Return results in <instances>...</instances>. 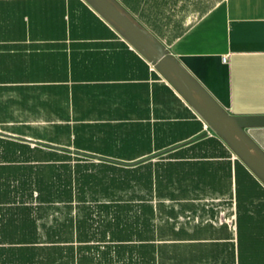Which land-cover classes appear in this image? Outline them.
I'll return each instance as SVG.
<instances>
[{
    "label": "crops",
    "instance_id": "obj_1",
    "mask_svg": "<svg viewBox=\"0 0 264 264\" xmlns=\"http://www.w3.org/2000/svg\"><path fill=\"white\" fill-rule=\"evenodd\" d=\"M110 1L133 20L147 19L140 10L156 0ZM164 47L220 111L264 118V0H221ZM206 128L92 0H0V264H42L44 248L66 245L43 232L44 221L62 217V204L46 206L35 186L3 184L14 166L36 172L59 161L42 151L121 165L163 157L169 165L171 182L147 191L154 212L146 239L117 241L124 250L114 264H256L264 182L247 167L262 186L242 177L236 184L235 159L243 161ZM240 129L264 158V124ZM207 137L223 147L172 155ZM12 143L31 150L11 153ZM28 219L33 233H8Z\"/></svg>",
    "mask_w": 264,
    "mask_h": 264
},
{
    "label": "trees",
    "instance_id": "obj_2",
    "mask_svg": "<svg viewBox=\"0 0 264 264\" xmlns=\"http://www.w3.org/2000/svg\"><path fill=\"white\" fill-rule=\"evenodd\" d=\"M215 145L223 147L216 137H207L180 147L172 155L184 153L187 149L204 151ZM30 150L29 146L13 143L10 148L11 153ZM42 152L58 157L59 161L43 165L42 171L37 167L36 172L29 166H14L9 177L3 181L5 185L9 181L10 185L19 187L21 191L35 186L38 199L46 206L54 202L62 204V217L53 219L51 224L44 221L43 232L48 238L66 245L51 250L44 248L42 264H114L124 250V246L117 241L131 237L146 239L154 212L149 204L152 195L147 191L153 185L161 189L164 182H171L170 167L164 165L163 157L154 162L121 165L55 151ZM247 167L244 161L235 159L236 184L242 177L243 185L248 179V185L262 186ZM157 194L163 196L161 192ZM73 202L76 208L74 217L71 216ZM47 208L44 207V213ZM17 230L20 233H33L34 223L29 219L22 220L18 228L12 225L8 233L13 234ZM73 241L78 243L75 251L70 244ZM106 241L115 243H103ZM255 258L256 264H264V256ZM126 261L129 263V259Z\"/></svg>",
    "mask_w": 264,
    "mask_h": 264
},
{
    "label": "water",
    "instance_id": "obj_3",
    "mask_svg": "<svg viewBox=\"0 0 264 264\" xmlns=\"http://www.w3.org/2000/svg\"><path fill=\"white\" fill-rule=\"evenodd\" d=\"M106 16L111 19L117 26H119L129 37V39L136 45L138 48L151 60L158 62V67L165 74V76L170 80V82L195 106V108L208 120V122L215 126V128L220 132V134L231 142L238 150L241 155V159L248 165V167L253 171L256 170L260 174V179H264V170L258 168L254 161L260 159L264 162V158L255 147L248 141L244 136L242 130L240 129L243 126L264 124V118L260 117H237L232 116L228 117L230 127L223 124V120H220L221 114H219V109L214 105V103L209 99V97L198 88L191 80L189 75L184 71V69L177 63V61L170 55H164L161 52V49L158 48L154 42L149 38V36L140 32L138 26L129 18L123 11H121L115 3L110 0H92ZM159 57V58H158ZM160 58L165 59L166 62H163ZM182 82V85L180 83ZM192 86L194 90L202 96L206 103L210 107V112L205 111L199 106L191 96L186 93L183 87ZM210 115L216 117L215 121H212ZM222 119V118H221ZM221 126L227 128L230 133L240 139L247 149L249 150L250 159L246 154L243 153L241 148L232 141L222 130ZM259 176V175H258ZM262 177V178H261Z\"/></svg>",
    "mask_w": 264,
    "mask_h": 264
},
{
    "label": "rangeland",
    "instance_id": "obj_4",
    "mask_svg": "<svg viewBox=\"0 0 264 264\" xmlns=\"http://www.w3.org/2000/svg\"><path fill=\"white\" fill-rule=\"evenodd\" d=\"M220 1L221 0H156L154 2L148 3L147 6L146 5L142 6L143 8L140 10V12L143 15H147L148 17L147 19L144 18V16H140L138 17L139 19L133 18V22L138 26L140 32L149 36V38L154 42V44L161 49V52L164 55H170L167 52L166 48L164 47V44L168 43L172 38H174V36L178 35L186 28H188L192 23L198 20L201 16H203L207 11H209L213 6H215ZM127 13L128 11L124 12V14H126L129 17ZM124 35L127 36L125 32ZM152 62L154 63L155 69L159 72V74L176 89V91L181 95L184 101H186V103L199 115V117H201V119L207 126L206 128L207 133L211 132L217 134L228 144V146L235 155L241 157L237 148L226 138H224L220 134V132L215 128V126L211 125L208 122V120H206V118L195 108V106L189 101V99H187L170 82V80L158 67V62L155 60L154 61L152 60ZM180 83L182 84L181 80ZM183 88L185 89L186 93H188L191 96V98L199 106L202 107V109L210 112L209 105L202 98V96H200L194 90L192 86L189 85ZM219 114H221L222 119L220 118V120H223L222 121L223 124L230 127L228 117H232V116L227 115L226 113L220 110H219ZM253 172L257 176L259 175L260 177V174L256 170H253ZM262 181L264 182L263 178Z\"/></svg>",
    "mask_w": 264,
    "mask_h": 264
},
{
    "label": "built area",
    "instance_id": "obj_5",
    "mask_svg": "<svg viewBox=\"0 0 264 264\" xmlns=\"http://www.w3.org/2000/svg\"><path fill=\"white\" fill-rule=\"evenodd\" d=\"M223 59H225V57H224ZM223 220H224V219H223Z\"/></svg>",
    "mask_w": 264,
    "mask_h": 264
}]
</instances>
